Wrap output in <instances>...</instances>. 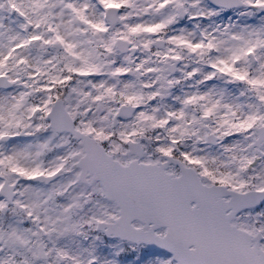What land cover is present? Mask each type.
Wrapping results in <instances>:
<instances>
[{
	"label": "snow or ice",
	"instance_id": "snow-or-ice-1",
	"mask_svg": "<svg viewBox=\"0 0 264 264\" xmlns=\"http://www.w3.org/2000/svg\"><path fill=\"white\" fill-rule=\"evenodd\" d=\"M0 264H264V0H0Z\"/></svg>",
	"mask_w": 264,
	"mask_h": 264
}]
</instances>
